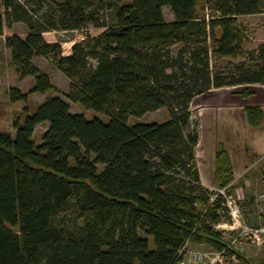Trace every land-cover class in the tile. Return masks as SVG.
<instances>
[{
  "label": "trees",
  "instance_id": "obj_1",
  "mask_svg": "<svg viewBox=\"0 0 264 264\" xmlns=\"http://www.w3.org/2000/svg\"><path fill=\"white\" fill-rule=\"evenodd\" d=\"M204 2L208 17L197 14L196 0H0V34L17 21L28 28L24 38L6 36L5 46L16 74L33 78L29 93L53 89L32 62L49 57L68 79L66 99L107 117L73 113L51 95L13 121V135L0 131V264H181L187 241L234 255L228 264H264L213 227L227 206L200 183L190 111L211 88L264 83V43L245 53L236 20L264 12V0ZM100 8L114 10L110 21L99 19ZM89 26L101 30L91 35ZM56 30L78 33L68 51L45 39ZM218 57L244 61L221 69L211 63ZM10 97L27 94L11 88ZM161 107L168 116L160 122L127 123ZM43 122L36 145L32 133ZM232 177L218 150L217 186Z\"/></svg>",
  "mask_w": 264,
  "mask_h": 264
},
{
  "label": "crops",
  "instance_id": "obj_2",
  "mask_svg": "<svg viewBox=\"0 0 264 264\" xmlns=\"http://www.w3.org/2000/svg\"><path fill=\"white\" fill-rule=\"evenodd\" d=\"M190 111L198 123L194 157L201 185L208 190L219 188L214 179L215 154L224 150L229 156L233 176L227 184V192L237 205L239 222L247 226L264 222V199L257 198L264 194V83L211 88L192 99ZM239 201L248 210L245 220ZM222 220L218 222L220 228L232 229L231 221L224 223ZM221 230L223 239L229 244L226 231ZM230 232L236 235L235 230ZM257 248L263 250L259 259L239 248L236 250L247 258L264 261V248Z\"/></svg>",
  "mask_w": 264,
  "mask_h": 264
},
{
  "label": "rangeland",
  "instance_id": "obj_3",
  "mask_svg": "<svg viewBox=\"0 0 264 264\" xmlns=\"http://www.w3.org/2000/svg\"><path fill=\"white\" fill-rule=\"evenodd\" d=\"M24 2L25 0H19ZM62 1V0H56ZM129 2L131 0H124ZM46 9V5L42 8ZM196 12L199 16L208 17L211 15L212 11L205 4L204 0H196L195 6ZM112 9H99L97 15L99 19H104L110 21L113 16ZM2 13V10L0 9ZM163 16L166 20H171L173 15L168 7L162 8ZM38 15V14H37ZM236 20L243 28V31L246 35V38L243 42V51L246 53L248 51L256 49L260 44L264 43V12L237 15ZM101 29L94 28L89 26L88 32L91 35L97 34ZM28 32L26 24L23 22L17 21L12 23L8 28L3 27V32L0 34V131H5L10 134H14L15 130L12 127L14 120H21L26 112H31L35 106L41 103L47 96L59 95L66 102H68L70 111L73 113L83 112L86 117L96 116L102 120H106L107 117L89 109H84L79 103L70 102L66 99L65 94L68 92V79L65 75L59 71L55 65L52 63L49 57L45 56H34L32 62L39 69L44 71L50 78L52 90L46 91L44 93H29L33 85V78L31 76L19 77L11 64L10 59V50L5 46V37L11 34H17L21 38H24ZM44 37L48 41H58L62 44L65 51L69 50L70 45L74 42V39L79 37L78 33L74 30H56L48 31L44 33ZM177 50V45L172 47V52L175 53ZM244 61V57H218L212 59V64L215 68H224L229 62L237 63ZM15 88L20 92L26 93V100H12L10 97V89ZM193 111V110H191ZM168 116L166 108L161 107L157 110L147 112L140 117L128 116L127 123L133 124L136 122H160L166 119ZM192 117H194L192 115ZM195 119V118H194ZM47 123H39L35 126L32 139L37 145L41 142V138L45 130L47 129ZM98 169H101V166H97ZM215 191V190H213ZM228 191V190H227ZM228 195V192H226ZM237 201V200H236ZM239 207L241 215L245 220V213H247V207L242 201H239ZM198 206V205H197ZM227 206V205H226ZM199 207V206H198ZM200 208V207H199ZM230 209L227 206V216L222 220L224 223L231 221V216H229ZM230 217V220L227 221L226 217ZM217 231H229L228 226L215 227ZM232 236H235V233H232ZM185 250L182 255L181 264H228L230 260L234 258V255H224V251H216L212 249L209 245L205 243L193 244L191 242H185ZM247 243L244 239L241 240L239 245V250H243L248 254L254 255L253 257L260 258L263 250L258 249L257 247L246 246ZM197 253L201 254L202 259H198Z\"/></svg>",
  "mask_w": 264,
  "mask_h": 264
},
{
  "label": "built area",
  "instance_id": "obj_4",
  "mask_svg": "<svg viewBox=\"0 0 264 264\" xmlns=\"http://www.w3.org/2000/svg\"><path fill=\"white\" fill-rule=\"evenodd\" d=\"M227 186L218 188L215 192L218 194L222 195L225 200V204L229 207L230 209V216H231V228L229 231H236V235L232 236L229 232H225V238L229 240V246L232 247L233 249H238L239 245L241 243V239L246 240L247 243L245 244H250L256 247L264 248V222H260L256 226H247L243 225L239 222V213H238V208L235 202H233L232 199H230L229 195H226L227 192ZM257 198L261 201L264 199V194H259ZM212 199V198H211ZM215 227H219L220 224L217 223L214 225ZM234 228V229H233ZM185 244L183 246V249L185 250ZM198 259H202L201 254L197 253ZM235 257L232 259L234 260Z\"/></svg>",
  "mask_w": 264,
  "mask_h": 264
}]
</instances>
